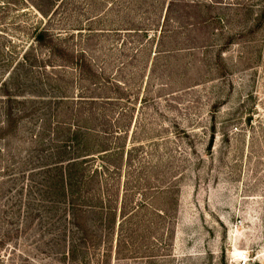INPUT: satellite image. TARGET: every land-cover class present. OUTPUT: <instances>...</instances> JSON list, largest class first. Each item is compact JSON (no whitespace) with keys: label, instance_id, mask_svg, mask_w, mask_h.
<instances>
[{"label":"rangeland","instance_id":"1","mask_svg":"<svg viewBox=\"0 0 264 264\" xmlns=\"http://www.w3.org/2000/svg\"><path fill=\"white\" fill-rule=\"evenodd\" d=\"M41 5L0 0V264H264V0ZM76 154L66 198L38 169Z\"/></svg>","mask_w":264,"mask_h":264},{"label":"trees","instance_id":"2","mask_svg":"<svg viewBox=\"0 0 264 264\" xmlns=\"http://www.w3.org/2000/svg\"><path fill=\"white\" fill-rule=\"evenodd\" d=\"M29 4H31L41 15L43 16H48V10H43L42 9V3H46L47 6L49 7L48 9L51 10V15L56 11L58 6L64 1V0H27ZM38 1H41L39 4L36 3ZM44 7V6H43ZM32 38L36 46L38 47H44L48 48L49 52L51 54L55 53V48H54V43H53V36L52 34L45 29V27L40 28L39 26H33L32 30ZM62 62V61H61ZM64 63V62H62ZM66 63V62H65ZM75 66H79V71H80V65H78V62L74 64ZM9 96H14L10 94H6L5 99H10ZM45 97V96H44ZM43 96H40L39 98L45 99ZM51 99L57 100V101H62L61 98H57L55 96H52ZM10 101V100H8ZM7 101V102H8ZM79 101H88L79 98ZM81 103V102H80ZM3 121L1 124V129L2 131H8L9 130H15L17 129L18 121L16 119H13L12 112L10 109V106L7 105L4 107V112H3ZM17 122V123H16ZM55 125H57V129L65 126L66 124L64 121H58L55 122ZM72 131L68 134L69 137L67 140L65 139H60L58 142L61 144L60 147L64 149L66 146L67 148H71L72 146H75V151L76 149H79V151H84L83 149H80L83 145V140L80 138L86 137L89 138L90 136H94L99 134L100 132H104V130H98V126H88L87 124H79L78 122L72 123V124H67ZM93 133V134H91ZM84 139V145H85V140ZM68 143V144H67ZM71 144V145H70ZM101 151H108L107 149H102ZM63 152V151H62ZM61 154V151L59 152ZM76 153V152H75ZM87 155L91 154H76L75 156L73 155L71 158H58V161H54L50 164H42V166L38 169L40 171H44L49 173L51 170L55 172L53 175L54 180V186H56V189L62 193V196L66 198L68 196H71L73 194L71 189L78 190V184L82 185V182L87 181V172L84 173L86 168H83L85 165L86 161L85 158ZM62 159V160H61ZM83 165V166H82ZM79 168L80 176H76V174L73 173L74 170H77ZM78 177V178H77ZM73 179H75V184L73 182ZM91 178H89L90 180ZM92 180L89 182L91 183ZM70 191V192H69ZM64 193V194H63ZM71 193V194H70ZM72 197V196H71ZM71 207H73V210L75 212H81L83 207H87L90 210H93L94 208L101 207L97 204L95 205H88V204H81V203H74V202H69ZM78 215V214H77ZM76 214H73V225L76 224V219L78 218Z\"/></svg>","mask_w":264,"mask_h":264}]
</instances>
